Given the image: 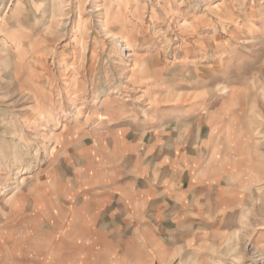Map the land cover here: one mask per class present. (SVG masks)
I'll return each instance as SVG.
<instances>
[{
	"label": "rangeland",
	"instance_id": "rangeland-1",
	"mask_svg": "<svg viewBox=\"0 0 264 264\" xmlns=\"http://www.w3.org/2000/svg\"><path fill=\"white\" fill-rule=\"evenodd\" d=\"M0 264H264V0H0Z\"/></svg>",
	"mask_w": 264,
	"mask_h": 264
},
{
	"label": "bare ground",
	"instance_id": "bare-ground-1",
	"mask_svg": "<svg viewBox=\"0 0 264 264\" xmlns=\"http://www.w3.org/2000/svg\"><path fill=\"white\" fill-rule=\"evenodd\" d=\"M211 5V4H210ZM208 6L209 8H205V9H209L210 10V12H211V14L212 13H214L215 15L218 13V11H220V9H219V6L218 5H222L221 3H219V2H217L215 5V7L214 6ZM103 6V9L105 8V5H102ZM55 8L53 7V11H55L54 10ZM99 9H102V7H100ZM219 9V10H218ZM49 15H48V13L46 14V15H44V18L45 17H48ZM52 17L54 16V15H51ZM44 18H43V20H44ZM224 18H226V17H224ZM224 20V19H223ZM223 20H220V21H223ZM48 21H49V19H48ZM248 25H251V23H248ZM249 27V26H248ZM231 33V35L233 36V37H236V34H235V32L234 33H232V32H230ZM249 33L248 32H246V31H242L241 32V34H238L239 36H241L240 37V39H238L237 41L239 42V43H244V42H246V41H248V38L246 37V35H248ZM208 67H210V68H212L213 66H212V64L211 65H209ZM67 70L68 69V67H65L64 68V70ZM66 72L64 71V72H62V74L63 75H66L65 74ZM67 78L69 77V76H66ZM71 81V80H70ZM78 110H79V108H78ZM63 113V112H62ZM171 114H170V119H173V118H175V117H182V116H188V115H192V114H194L195 113V107H190V108H186V109H184V110H174V111H172V112H170ZM28 119L29 118H24V122L26 123L27 121H28ZM161 121H162V117H151V116H148V114H147V117L146 118H144V120H143V123L144 124H148V123H153V124H159V123H161ZM26 143V142H25ZM26 147V146H25ZM26 149H28L27 147H26ZM28 152V150H25V153H27ZM18 153H19V149L17 148V147H14L12 150H11V158L12 159H16V157L18 156Z\"/></svg>",
	"mask_w": 264,
	"mask_h": 264
}]
</instances>
